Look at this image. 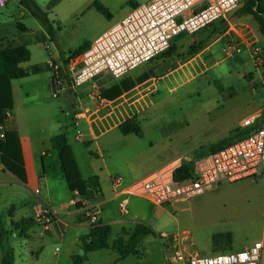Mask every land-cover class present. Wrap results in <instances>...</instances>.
Segmentation results:
<instances>
[{
    "label": "crops",
    "instance_id": "1",
    "mask_svg": "<svg viewBox=\"0 0 264 264\" xmlns=\"http://www.w3.org/2000/svg\"><path fill=\"white\" fill-rule=\"evenodd\" d=\"M53 1L49 2L48 10L44 11L47 12L49 19L53 22V27H56L62 19L59 6L63 0H57L55 4H52ZM77 1L73 0L74 4ZM94 1L90 2L91 6H93L92 3ZM9 3L10 0H5L3 5L0 4V7H7ZM28 16H32V23L37 26L36 31L31 30L22 22ZM229 16L220 21L226 22L227 28L219 37L229 32H234L250 44L260 39L261 33L259 29H255L258 25H256V20L250 18L252 16H237L234 20H231L232 18L230 19ZM243 18L246 20H243ZM114 24L112 23L110 27ZM31 35L36 37L35 40H31ZM219 37L210 41L206 47L208 49L213 47L216 42H219ZM7 46H25L31 51L30 60L20 64L26 75L11 80L13 107L9 110V115L4 124L5 131L14 132L19 140L27 180L22 182L4 167L0 149V198L8 190V186H14V194L19 197L21 206L27 205L29 202L33 203L34 200H39L40 204L36 208L37 213L42 211L44 206H48L54 216L52 222L47 225L38 221L24 235L25 238L30 236L31 230L37 225H44L48 231H51L53 236V225L61 223L63 226L62 242L68 241V244L78 242L82 249V253H70L71 264H74L72 258L74 254L86 255V259L82 264H186L183 261L175 260L173 257V250L169 245L168 239L174 234L180 236V248L186 254H200L191 250V245L188 242L189 234L186 230L174 233L149 225L144 220L151 212L147 207V201L149 200L142 196L123 194L120 191L122 186H117L113 181L114 177H120L123 185H128L172 163L179 157H182L185 161H191L183 154L177 153V150L171 152L172 135L169 130H167L168 132L165 135H163L162 131L159 133L163 126L157 128L158 131L154 138H149L145 131L141 137L134 133L124 134L119 129V124L128 117L136 116L142 126L145 123V119L138 115L147 108H151L155 101L161 98L162 84L170 92H173L192 81V79L178 80V75L174 72H177V68L162 74V72L154 70L135 72L136 68H138L136 67L119 80L104 76L88 81L77 88L68 85L63 95H71L74 103L72 108L66 113L65 100L60 99L63 95L57 99L52 96L50 88L51 72L47 65L51 57L63 56L62 50L54 44L53 37L47 32L45 26L21 3L17 9L12 10L4 18H0V48ZM42 46H44L47 55L39 54L38 52L41 51L34 50V47L41 48ZM203 50H198L194 53V56H198ZM118 89L120 90L119 93H117ZM222 92L226 97H232L231 93L224 90ZM44 100L57 101V105L52 104V108H47L45 102H43ZM31 101H38L43 108L41 107L42 109L40 110L36 109V107L31 108ZM37 111L41 114L35 115ZM66 115L69 116V126H64ZM258 116L260 120H264V116L261 113L249 117ZM246 118L248 117L242 120L225 119L214 130L216 135L227 133L218 142L226 139L233 141L241 136L244 131L242 122ZM152 119L153 122L157 120L154 117ZM79 126L82 128H78ZM142 128L144 130V125ZM60 133L66 135L67 143L72 149L82 178L85 181L87 179H96L98 187L94 188L91 191L92 193L89 194L88 204L99 213L100 222L109 225L111 228L106 248L89 252H85L83 249L80 240L81 236L89 234L93 223L84 217L82 195L70 189L61 168L60 153L52 143L53 136ZM1 140L3 139L0 138V142ZM218 142L211 143L209 148ZM91 152L94 154H91ZM123 199L127 200L125 211H122L120 207ZM180 201L185 200L172 202L173 206H176L177 202ZM8 209L13 212L11 214L7 212L6 215L13 218L15 204H12ZM8 209L5 211H8ZM30 217L36 218L37 215ZM73 217H76L74 222L65 220L73 219ZM139 224L149 226L155 231L156 234L148 235L160 238L166 252L171 254L167 262L157 263L141 259L144 251L140 245L145 236L148 235H145L137 246L140 254H130L125 258H120L117 251L113 248L114 241L120 236L128 238L129 234ZM261 236L260 239H264V231ZM111 237L113 238L112 241H110ZM252 244V242L244 244V247H241L240 244L237 246L233 244V247L230 248H241L242 250ZM13 249L15 264H17L15 248L13 247ZM41 251L36 253L38 257H41ZM102 252H108L107 255L113 259L106 262L97 260L103 254ZM207 252L215 254L223 251L220 247H213ZM2 254L0 240V264H2ZM94 254L97 255L92 259ZM130 256H135L139 259L134 262L127 261ZM58 258L59 256L54 261H44L43 264H60Z\"/></svg>",
    "mask_w": 264,
    "mask_h": 264
},
{
    "label": "rangeland",
    "instance_id": "2",
    "mask_svg": "<svg viewBox=\"0 0 264 264\" xmlns=\"http://www.w3.org/2000/svg\"><path fill=\"white\" fill-rule=\"evenodd\" d=\"M36 1L46 11L51 0ZM91 1L78 0L74 4L73 0H63L60 3L62 19L54 27L53 42L62 50L63 55L75 52L86 41L94 40L108 30L112 23L121 21L134 7L129 4L131 0H100L111 12L108 18L91 6ZM147 1L134 0L138 5ZM19 4V0H10L7 7H0V18L17 9ZM237 13L235 10L230 14V19L234 20ZM31 17L24 18L22 22L36 31L37 26L32 23ZM226 28V22L218 20L195 33H184L174 39L165 52L141 64L135 71L154 70L164 74L177 68V72H174L178 80L192 79L173 92L162 84L161 98L138 116L145 119L142 126L149 138H154L159 126H163L159 130L163 135L169 130L172 135L171 152L177 150V153L190 159L194 167L196 162L208 154L210 144L218 142L227 134L216 135L214 131L225 119L242 120L259 113L264 116V38L260 34V39L250 44L234 32L219 37ZM216 37L220 38L219 42L208 49L206 46ZM35 38L31 35V40ZM201 41H204L201 48L204 50L194 56L190 49ZM257 48L260 49L261 63L255 58ZM34 50L47 55L44 46L34 47ZM223 90L231 93L232 97H226ZM60 99L65 100L67 113L74 100L69 94H64ZM43 102L47 108H52V104L57 105V101ZM30 106L39 110L43 108L38 101H31ZM40 114L39 111L35 113ZM153 117L157 118L156 122H153ZM64 126H69L68 115ZM7 188L0 198V216L4 228L11 232L10 246L15 248L17 264H43L47 260H56L58 256L60 264H71L70 253H82L80 244L62 242L61 223L53 225V236L44 225H37L31 230L30 236L25 238L18 229L20 220L36 216L40 201L34 200L33 203L21 206L19 197L14 194V186ZM147 202L151 212L144 220L149 225L174 233L186 230L191 250L201 255H211L207 251L213 247H220L223 252L241 250L230 247L233 244L244 247V244L253 243L262 237L264 231V177L258 181L250 178L235 182L223 181L207 187L204 192L189 200L177 202L176 206L173 203L156 206ZM12 204H15L13 218L6 215L7 212H13L8 209ZM75 218L65 220L74 222ZM140 247L144 251L141 258L144 261L167 262L168 257H171L160 238L152 235L145 236ZM40 250L41 257H38L36 253ZM102 253L97 260L106 262L113 259L107 255L108 252ZM137 259L130 256L127 261L134 262Z\"/></svg>",
    "mask_w": 264,
    "mask_h": 264
},
{
    "label": "built area",
    "instance_id": "3",
    "mask_svg": "<svg viewBox=\"0 0 264 264\" xmlns=\"http://www.w3.org/2000/svg\"><path fill=\"white\" fill-rule=\"evenodd\" d=\"M4 2L0 0L1 5ZM242 3L243 0H150L139 4L95 38L81 54L71 52L48 60L52 96L60 98L68 85L77 88L99 77L122 79L131 70L165 52L176 36L195 33L226 19ZM256 51L255 58L261 63L260 49ZM242 127L241 136L204 156L187 178H175V170L183 162L179 157L128 185H123L120 177H114L113 181L122 186L123 194L142 196L156 206L189 200L223 181L247 178L258 181L264 177V120L259 116L248 117ZM0 138H5L4 125H0ZM89 199V195H82L83 215L91 223L100 224L99 213L88 204ZM126 205L127 200L123 199L122 211ZM51 217V210L44 206L36 219L47 225ZM179 240L180 236L174 234L168 242L174 259L186 264H264V239L242 250L211 255L186 254Z\"/></svg>",
    "mask_w": 264,
    "mask_h": 264
},
{
    "label": "trees",
    "instance_id": "4",
    "mask_svg": "<svg viewBox=\"0 0 264 264\" xmlns=\"http://www.w3.org/2000/svg\"><path fill=\"white\" fill-rule=\"evenodd\" d=\"M54 0L52 4H55ZM20 3L26 6L33 15L46 27L51 37L54 35V27L51 20L36 0H20ZM134 7L138 6L137 2L131 1ZM92 5L104 16L110 18L111 12L99 0H95ZM133 7V8H134ZM237 16H252L258 25V29L264 38V0H243V3L237 9ZM176 36L174 39L183 35ZM91 42H85L74 54H81L85 51ZM204 41L195 43L191 47L193 53L202 48ZM31 58V51L25 46H7L0 48V125H4L8 112L13 107L11 80L18 79L26 75L21 68L22 62L28 61ZM120 90L118 89L119 93ZM119 129L124 134L134 133L137 136H143L144 130L139 119L136 116L126 118L119 124ZM231 139L222 140L213 144L207 153L213 152L221 148L223 145L231 142ZM53 146L59 151L62 161V170L67 179L68 185L72 191H77L81 195H89L92 190L98 187L96 179L82 178L72 149L67 143V138L64 133L56 134L52 138ZM0 149L2 153V161L4 167L16 175L22 182H26V171L24 160L21 152L19 140L14 132L5 131V138L0 142ZM206 153V154H207ZM91 154H94L91 152ZM205 154V155H206ZM194 166L190 161H183L180 167L175 170V178L183 179L192 175ZM54 219L52 215L50 222ZM18 225L19 232L25 235L28 230L34 226L38 221L36 218L27 217ZM111 232L109 225L93 224L89 234L81 236L82 246L85 252L99 250L108 246V237ZM148 234H156L155 231L144 224L137 225L136 229L129 234L128 238L123 236L118 237L114 243L113 248L117 251L120 258H125L130 254H140L137 246L141 239ZM10 230L4 228L0 219V240L2 246V264H15V254L13 247L10 246L9 236ZM74 264H82L86 259V255L74 254L72 256Z\"/></svg>",
    "mask_w": 264,
    "mask_h": 264
}]
</instances>
